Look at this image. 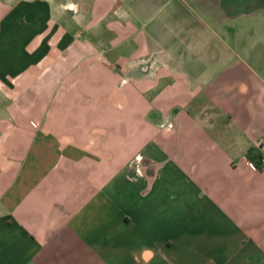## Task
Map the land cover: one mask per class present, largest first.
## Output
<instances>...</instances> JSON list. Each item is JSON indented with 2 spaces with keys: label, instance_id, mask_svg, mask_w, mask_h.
I'll return each instance as SVG.
<instances>
[{
  "label": "crops",
  "instance_id": "crops-1",
  "mask_svg": "<svg viewBox=\"0 0 264 264\" xmlns=\"http://www.w3.org/2000/svg\"><path fill=\"white\" fill-rule=\"evenodd\" d=\"M249 152L264 3L0 0V264H264Z\"/></svg>",
  "mask_w": 264,
  "mask_h": 264
},
{
  "label": "built area",
  "instance_id": "built-area-1",
  "mask_svg": "<svg viewBox=\"0 0 264 264\" xmlns=\"http://www.w3.org/2000/svg\"><path fill=\"white\" fill-rule=\"evenodd\" d=\"M168 128H171V124L168 125ZM246 164L251 170L257 171L264 169V157L261 156L259 160H251L249 157L246 160Z\"/></svg>",
  "mask_w": 264,
  "mask_h": 264
},
{
  "label": "rangeland",
  "instance_id": "rangeland-1",
  "mask_svg": "<svg viewBox=\"0 0 264 264\" xmlns=\"http://www.w3.org/2000/svg\"><path fill=\"white\" fill-rule=\"evenodd\" d=\"M258 3H264V0H244V8L245 10L255 8Z\"/></svg>",
  "mask_w": 264,
  "mask_h": 264
},
{
  "label": "trees",
  "instance_id": "trees-1",
  "mask_svg": "<svg viewBox=\"0 0 264 264\" xmlns=\"http://www.w3.org/2000/svg\"><path fill=\"white\" fill-rule=\"evenodd\" d=\"M249 158L251 159V160H259L260 158H261V155L259 154V153H254V154H251L250 152H249Z\"/></svg>",
  "mask_w": 264,
  "mask_h": 264
}]
</instances>
